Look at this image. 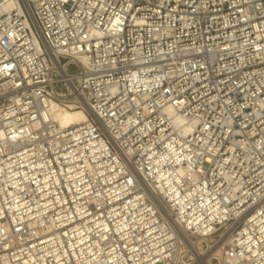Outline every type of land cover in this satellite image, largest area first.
I'll list each match as a JSON object with an SVG mask.
<instances>
[{
    "label": "built area",
    "instance_id": "1",
    "mask_svg": "<svg viewBox=\"0 0 264 264\" xmlns=\"http://www.w3.org/2000/svg\"><path fill=\"white\" fill-rule=\"evenodd\" d=\"M0 264H264V0H0Z\"/></svg>",
    "mask_w": 264,
    "mask_h": 264
},
{
    "label": "bare ground",
    "instance_id": "2",
    "mask_svg": "<svg viewBox=\"0 0 264 264\" xmlns=\"http://www.w3.org/2000/svg\"><path fill=\"white\" fill-rule=\"evenodd\" d=\"M53 114L55 120L61 127H67L70 125H82L87 121V116L83 112L79 111H64L59 108L53 107Z\"/></svg>",
    "mask_w": 264,
    "mask_h": 264
}]
</instances>
